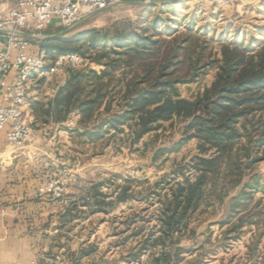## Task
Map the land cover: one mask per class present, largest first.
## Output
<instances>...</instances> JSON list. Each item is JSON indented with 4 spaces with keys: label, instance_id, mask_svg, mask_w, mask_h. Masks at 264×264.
Instances as JSON below:
<instances>
[{
    "label": "trees",
    "instance_id": "1",
    "mask_svg": "<svg viewBox=\"0 0 264 264\" xmlns=\"http://www.w3.org/2000/svg\"><path fill=\"white\" fill-rule=\"evenodd\" d=\"M155 24L124 21L123 28L102 36L90 32L72 42L62 38L27 41L40 45L50 59L76 54L103 66L102 70L69 69L53 99L47 105L32 106L35 122L61 123L78 115L77 135L95 143L110 132L125 133L137 142L163 123L175 118L186 121L178 147L195 139L198 155L158 196L154 215L158 236L152 232L137 251L159 245L160 256L154 263L161 264L171 260V249L180 243L191 216L203 205H210L215 197L222 202L230 190L241 185L239 195L230 199L234 203L230 210L235 211L234 207L242 208L243 201L251 199L248 189L264 191V176L255 174L242 184L246 170L264 161V40L251 45L244 40L220 41L219 57L205 62V47L191 29L188 34H163ZM208 68L216 70L210 86L192 99L182 98L179 86L206 75ZM114 101L119 103V111L113 112ZM100 185L70 201L62 216L64 224L84 217L79 207L88 208L89 214L108 212L113 202L105 201ZM128 200L126 188L115 196V202ZM242 225L240 216L232 229ZM134 256L139 259V254Z\"/></svg>",
    "mask_w": 264,
    "mask_h": 264
},
{
    "label": "rangeland",
    "instance_id": "2",
    "mask_svg": "<svg viewBox=\"0 0 264 264\" xmlns=\"http://www.w3.org/2000/svg\"><path fill=\"white\" fill-rule=\"evenodd\" d=\"M158 1L150 2H156L151 6L116 4L92 14L85 18L86 21L69 30L61 29L59 22L54 19L48 29L54 35L68 30L59 37L66 42H72L77 37L76 40H81L85 35H80L90 32L101 36L110 34L114 28H123L124 21L156 23L163 34L170 31L177 35L188 34L187 30L191 29L205 47V62L212 57H219L220 41L244 40L251 45L264 40V2L174 0L169 4H159ZM82 59L83 65L74 70L103 69V66L92 63L90 59ZM63 72L68 70L44 78L34 77V83L46 88L61 84L68 78H62ZM215 73V69L208 68L206 75L192 83L180 85L181 97L192 99L202 92L210 86ZM120 109L119 103L114 101L113 112ZM185 125V120L175 118L137 142H132L125 133L110 132L102 141L95 143L75 135L70 140V147L57 153L56 160L59 163L53 167L45 184L58 172L66 170L70 174L68 183L72 174H79L82 181L77 184L81 187L80 196H86L84 190L88 191L95 184H101L99 189L106 195L105 201L113 202L107 213L91 215L88 220L82 221L80 228L70 233L73 247L79 239L90 238L91 244L96 246L94 258L124 256V264H155L154 259L159 258L161 252L159 245L148 247L145 252L137 251L139 244L155 232L154 215L157 214L158 196L165 193L173 176L198 155L195 139L178 147ZM246 173L242 184L255 174L264 176V161L253 164ZM124 188L127 189L129 200L115 202V196ZM240 189L241 185L236 186L222 202L215 197L210 205L198 209L191 216L189 227L181 235L180 243L171 249V260L161 264H264V191L248 189L246 194L251 199L243 201L244 207H234L237 210L231 211L234 203L230 199L239 195ZM239 210L242 212L239 213ZM240 216L243 225L233 230L232 225H237ZM154 236L157 237L158 233ZM135 254H139L138 260L133 258Z\"/></svg>",
    "mask_w": 264,
    "mask_h": 264
},
{
    "label": "crops",
    "instance_id": "3",
    "mask_svg": "<svg viewBox=\"0 0 264 264\" xmlns=\"http://www.w3.org/2000/svg\"><path fill=\"white\" fill-rule=\"evenodd\" d=\"M54 34L48 28L33 33ZM3 44L0 34V51ZM39 49L38 44H30L26 52L33 54ZM64 82L46 88L35 84L34 78L30 81L24 121L35 128V135L21 149L11 148L5 131H0V264H124V256L94 258L96 246L90 238L79 239L73 247L70 233L94 215L88 213V208L79 207L83 218L73 223L62 222L70 201L82 197L81 187L77 185L82 182L79 174H72L63 200L39 196L53 167L59 163L57 153L66 151L70 140L80 131L78 115L72 114L61 123L49 121L47 124L35 122L33 116L32 106L47 105Z\"/></svg>",
    "mask_w": 264,
    "mask_h": 264
},
{
    "label": "built area",
    "instance_id": "4",
    "mask_svg": "<svg viewBox=\"0 0 264 264\" xmlns=\"http://www.w3.org/2000/svg\"><path fill=\"white\" fill-rule=\"evenodd\" d=\"M127 1L133 0H0V34L4 38L0 51V131H5L7 144L11 148L21 149L34 135L32 126L24 121L30 81L34 77L44 78L65 69H76L84 63L76 54H59L50 59L43 49L33 54L27 53L30 43L20 33H40L54 19L61 29H70L94 13ZM139 1L150 3L154 0ZM61 75L66 79L68 72ZM69 177L66 170L58 172L39 195L63 200Z\"/></svg>",
    "mask_w": 264,
    "mask_h": 264
},
{
    "label": "water",
    "instance_id": "5",
    "mask_svg": "<svg viewBox=\"0 0 264 264\" xmlns=\"http://www.w3.org/2000/svg\"><path fill=\"white\" fill-rule=\"evenodd\" d=\"M174 0H159L158 3L159 4H169ZM125 4H133V5H142V6H151L154 5L155 3H145V2H141V3H137V2H123ZM102 12V11H100ZM99 13V12H97ZM86 21V19L80 21L79 23H77L76 25L81 24L82 22ZM69 30V29H68ZM68 30H65L63 32H61L60 34H56V35H51V36H40V35H33V34H28V33H20V36H22L23 38L27 39V40H32L35 42H44V41H53L58 39L60 36L64 35Z\"/></svg>",
    "mask_w": 264,
    "mask_h": 264
}]
</instances>
